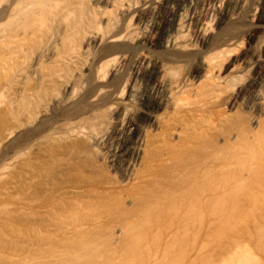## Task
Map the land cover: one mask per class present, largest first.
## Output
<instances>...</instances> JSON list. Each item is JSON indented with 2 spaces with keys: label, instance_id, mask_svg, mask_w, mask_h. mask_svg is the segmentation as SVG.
<instances>
[{
  "label": "bare ground",
  "instance_id": "6f19581e",
  "mask_svg": "<svg viewBox=\"0 0 264 264\" xmlns=\"http://www.w3.org/2000/svg\"><path fill=\"white\" fill-rule=\"evenodd\" d=\"M58 1L0 0V264H264V0H122L36 114L2 83Z\"/></svg>",
  "mask_w": 264,
  "mask_h": 264
},
{
  "label": "rangeland",
  "instance_id": "374dc122",
  "mask_svg": "<svg viewBox=\"0 0 264 264\" xmlns=\"http://www.w3.org/2000/svg\"><path fill=\"white\" fill-rule=\"evenodd\" d=\"M61 1H58V7H55L56 5L53 6L51 7V11L49 10L46 12L47 14L45 13L43 14L44 16L42 15L41 20L43 23L40 21V23L37 24V26L39 25L38 27L34 26L35 28L29 29V31L31 30L30 32L26 30L20 35V42L18 41L20 44L17 42L18 45H15L17 49L12 48L16 50V55H14L15 62L13 65V68L15 67L16 69L12 68L11 71H9L8 79L6 77L8 83L6 81V83H2V86L5 85L3 87L4 92H8H5V94L8 96L10 95L13 100L21 96L20 93H23L21 92V87H30L31 85L32 88H36L35 91L38 89L36 98V103H38L36 108L38 112L35 110L36 114H39L41 111L50 112L52 109L50 98L61 96L60 98L63 99L65 97L62 84L70 78L72 73L81 65L90 32L96 28L98 30L101 29V31L112 29V26H115V22L118 20L122 3V0ZM100 11H103L104 15H102L103 13H100ZM235 28L236 25L230 26L228 30L231 31L234 29L233 31H235ZM253 49H255V47ZM252 51V49H249L247 54L250 55ZM30 66L35 67V69L33 67L32 69ZM46 67L51 71L53 70L51 73L52 75L49 77H46L47 75L45 76L43 73ZM222 70L223 69L220 70V73H225V70ZM78 88L76 89V92L78 90L77 93L80 92L79 90L81 87L78 86ZM147 104L151 107L156 105L154 100H150L149 98ZM84 106V102L82 101L81 103L80 101L78 104L76 103V105H72L70 108L68 107V111L67 109L64 111H76L78 108L80 109ZM105 117H107V115L102 118ZM105 119L107 120V118ZM143 121V118H139L140 123ZM46 123L48 122L46 121L45 124ZM25 138H27V136L22 137V139ZM128 140L126 144L130 142V139ZM33 151L36 152V150ZM92 152L94 157L99 155V151L96 149L94 151L92 150ZM29 154L30 152H26L24 156ZM31 155H33V153ZM59 171L60 169H58V173H51L48 176V181L54 180L56 181L55 183L60 182V184L62 181H65L63 174ZM51 175L52 178H50ZM60 177L64 179L61 180ZM53 178L57 179L55 180ZM54 181L53 183L50 182V184H54Z\"/></svg>",
  "mask_w": 264,
  "mask_h": 264
}]
</instances>
